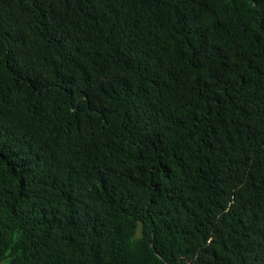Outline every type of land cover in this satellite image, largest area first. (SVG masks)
<instances>
[{
    "label": "trees",
    "instance_id": "16d2710c",
    "mask_svg": "<svg viewBox=\"0 0 264 264\" xmlns=\"http://www.w3.org/2000/svg\"><path fill=\"white\" fill-rule=\"evenodd\" d=\"M0 264H264V0H0Z\"/></svg>",
    "mask_w": 264,
    "mask_h": 264
}]
</instances>
